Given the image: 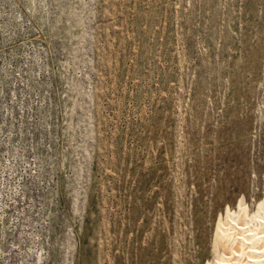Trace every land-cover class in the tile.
I'll return each instance as SVG.
<instances>
[{"label":"rangeland","instance_id":"374dc122","mask_svg":"<svg viewBox=\"0 0 264 264\" xmlns=\"http://www.w3.org/2000/svg\"><path fill=\"white\" fill-rule=\"evenodd\" d=\"M242 213L264 0H0V264H236Z\"/></svg>","mask_w":264,"mask_h":264},{"label":"bare ground","instance_id":"6f19581e","mask_svg":"<svg viewBox=\"0 0 264 264\" xmlns=\"http://www.w3.org/2000/svg\"><path fill=\"white\" fill-rule=\"evenodd\" d=\"M240 218L242 222L238 221L239 223L235 227L227 223L226 226L219 229L218 237L224 238L226 241L230 240V244L233 240L237 242L236 250L230 248V253L236 259V264L240 262L239 257L242 255H244V264H264V216L257 218L254 228L249 227L247 218L243 213ZM218 264H222V262Z\"/></svg>","mask_w":264,"mask_h":264}]
</instances>
